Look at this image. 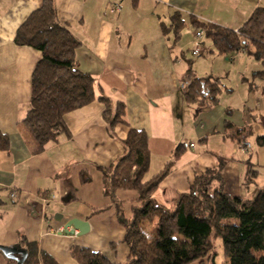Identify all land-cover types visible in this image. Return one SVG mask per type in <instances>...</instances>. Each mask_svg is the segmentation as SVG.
I'll return each mask as SVG.
<instances>
[{"label":"crops","instance_id":"1","mask_svg":"<svg viewBox=\"0 0 264 264\" xmlns=\"http://www.w3.org/2000/svg\"><path fill=\"white\" fill-rule=\"evenodd\" d=\"M41 2L0 0V134L8 140L7 147L0 148V245L33 242L58 264H79L71 254L73 246L99 252L112 264L126 263L129 248L119 218H131L138 193L119 188L105 195L101 168H109L123 154V140L131 128L147 135L150 162L143 181L170 164L151 194L169 209L178 194L220 162L226 193L251 199L264 188V179L257 184L259 164L249 142L242 147L237 141L264 136V90L257 89L264 78L254 76L262 64L247 51L236 52L249 63L239 71L240 91L227 90L226 79L209 70L203 76L218 78L224 86L216 104L198 109L182 96L188 69L198 77L185 62L184 47L191 45L194 33L184 34L183 28L194 27L196 20L237 30L256 7H264V0H54L58 23L81 42L75 59L78 69L92 77L95 99L65 113L68 134L35 152L22 120L41 53L15 44L14 36ZM117 2L120 11L111 13L110 6ZM177 17L183 21L178 35L172 26ZM212 49L210 57L215 56ZM235 55L218 57L232 61ZM239 65L240 60L233 67ZM100 97L113 107L117 102L124 105V122L112 130ZM180 144L183 148L177 149ZM51 194L53 199L46 201ZM75 217L87 222L85 233L65 231V222ZM61 226L64 231L58 232ZM215 256L214 251L188 264H227ZM0 264H10L1 251Z\"/></svg>","mask_w":264,"mask_h":264},{"label":"trees","instance_id":"2","mask_svg":"<svg viewBox=\"0 0 264 264\" xmlns=\"http://www.w3.org/2000/svg\"><path fill=\"white\" fill-rule=\"evenodd\" d=\"M182 24L180 17L172 19L175 34H179ZM193 25L204 30L205 37L212 40L213 50L220 55L247 51L263 67L254 76L264 78V7H256L238 32L203 21L195 20ZM14 42L41 53L32 72L31 98L22 120L35 143L34 151L41 152L49 142L57 141L60 134H68L63 120L65 113L95 99L93 79L77 67L75 51L81 42L58 23L54 0H42L40 7L17 28ZM222 89L224 86L218 78L196 77L189 68L183 80L182 96L185 102L203 109L217 103ZM99 99L105 104L104 117L110 130L116 123L124 122L122 102L113 107L108 99ZM230 126L226 123V127ZM237 141L242 147L247 146L245 139L240 137ZM256 142L264 145V136H259ZM7 144L6 136L0 134V148H6ZM181 147L183 144L177 149ZM123 148L116 162L109 168H101V172L105 195L119 188L138 193V204L132 207L131 218H119L129 248L124 264H188L214 254L217 238L222 242L227 264H264V188L251 199L226 193L220 162L197 177L186 192L178 194L174 208L169 209L157 203L151 194L168 173L170 164L143 181L150 162L146 133L129 129ZM251 173L255 174L256 170H250ZM17 246L26 251L23 264H58L45 252L38 251L33 242L22 241ZM71 254L79 264H112L101 253L85 247L73 246ZM7 259L10 264L15 263Z\"/></svg>","mask_w":264,"mask_h":264},{"label":"rangeland","instance_id":"3","mask_svg":"<svg viewBox=\"0 0 264 264\" xmlns=\"http://www.w3.org/2000/svg\"><path fill=\"white\" fill-rule=\"evenodd\" d=\"M168 22V21H167ZM170 24V22H169ZM196 28H194L191 25H188L187 28H183L182 33H186V30H189V34L194 33ZM180 34V32H179ZM170 37V34H169ZM186 36L183 37L182 41L186 43V40L184 41ZM194 38V37H193ZM204 50L202 51L201 55H199L198 57H193L191 55V45L188 47H184V51H185V62L186 64L192 67V69L194 70L195 74L197 73L198 77H204V73L208 72L209 70H213V73H215V75H222L223 78L226 79V84L229 85L228 89H233L234 92H237V90H239V84H241V79L239 77V73L243 71L244 68H246V65L249 64L248 61H246L244 59V57H241V55H238L236 52L234 53L237 54L235 55V59L230 61H225V57L223 59V57H218V53L212 49L213 54H215L214 57H210L211 53H210V48H213V43L212 40L210 38H206L204 37ZM192 44V42H191ZM218 54V55H217ZM240 60V65L233 67V65L237 64V62ZM254 62V61H251ZM192 63V65H191ZM257 64V62H254ZM260 64V63H259ZM260 66V65H258ZM248 67V66H247ZM253 69H261V68H253ZM250 70V69H249ZM240 71V72H239ZM248 71V69H247ZM209 73V72H208ZM246 73V72H245ZM257 82V80L255 81ZM257 85H259L260 87H257L258 91L260 93H262V91L264 90V83H258ZM240 91V90H239ZM251 102V101H250ZM252 103V102H251ZM252 104L249 103V106H251ZM264 135V134H263ZM249 141V148L251 147V154H252V158L254 159V161L256 163L259 164V166H257V170H258V174H259V178H258V174H257V184L261 185L262 184V179H264V171H262L261 166H263L264 164V145L259 146L257 144V142L254 139H248ZM258 146V147H257ZM153 229V228H152ZM214 251H215V258L216 261H218L219 263H221L223 261V259H225L227 261V258L223 255L222 253V242L220 239H216L214 241Z\"/></svg>","mask_w":264,"mask_h":264},{"label":"water","instance_id":"4","mask_svg":"<svg viewBox=\"0 0 264 264\" xmlns=\"http://www.w3.org/2000/svg\"><path fill=\"white\" fill-rule=\"evenodd\" d=\"M64 228L65 231H68L70 234H73L75 231H78L79 234H83L87 231L88 224L86 221L75 217L68 219L65 222ZM0 251L6 258L14 260V264H23L26 258V251L17 245L12 247L0 245Z\"/></svg>","mask_w":264,"mask_h":264},{"label":"built area","instance_id":"5","mask_svg":"<svg viewBox=\"0 0 264 264\" xmlns=\"http://www.w3.org/2000/svg\"><path fill=\"white\" fill-rule=\"evenodd\" d=\"M120 8H121V6H120L119 2L113 3L110 6V10L109 11L111 13H118L120 11ZM235 31L238 32L237 30H235ZM204 37H205L204 30L201 29V28H196L195 31H194V38H193V41H192V44H191V50H190L192 56L195 57V56H198L200 54ZM11 195L14 196L13 193ZM53 197L54 196L51 194L50 197L45 198V200L46 201L52 200ZM57 231L58 232H62V231H64V228L61 226V227L58 228Z\"/></svg>","mask_w":264,"mask_h":264}]
</instances>
